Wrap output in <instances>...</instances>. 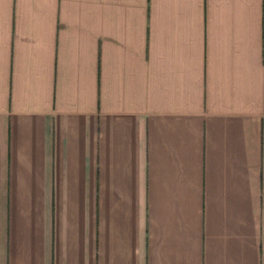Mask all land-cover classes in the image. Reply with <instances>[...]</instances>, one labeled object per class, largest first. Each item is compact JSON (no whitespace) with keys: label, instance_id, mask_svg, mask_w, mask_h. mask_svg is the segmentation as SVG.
Wrapping results in <instances>:
<instances>
[{"label":"crops","instance_id":"0c3cea01","mask_svg":"<svg viewBox=\"0 0 264 264\" xmlns=\"http://www.w3.org/2000/svg\"><path fill=\"white\" fill-rule=\"evenodd\" d=\"M0 264H264V0H0Z\"/></svg>","mask_w":264,"mask_h":264}]
</instances>
